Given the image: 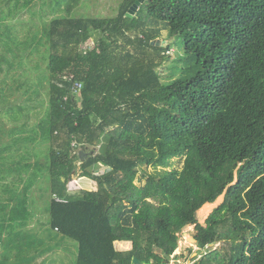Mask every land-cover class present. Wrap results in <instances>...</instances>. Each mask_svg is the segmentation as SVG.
Wrapping results in <instances>:
<instances>
[{
    "label": "trees",
    "instance_id": "trees-1",
    "mask_svg": "<svg viewBox=\"0 0 264 264\" xmlns=\"http://www.w3.org/2000/svg\"><path fill=\"white\" fill-rule=\"evenodd\" d=\"M18 1L0 4V105L13 109L0 149L17 166L18 225L49 175L51 226L78 243L76 264H166L191 226L213 245L200 264H264V0H122L112 17L72 16L80 0L47 14L42 0ZM149 23L183 38L192 78L161 79ZM79 170L97 189L70 191Z\"/></svg>",
    "mask_w": 264,
    "mask_h": 264
},
{
    "label": "rangeland",
    "instance_id": "rangeland-1",
    "mask_svg": "<svg viewBox=\"0 0 264 264\" xmlns=\"http://www.w3.org/2000/svg\"><path fill=\"white\" fill-rule=\"evenodd\" d=\"M61 1V0H59ZM63 4H66V0H62ZM122 0H80L77 6H75L72 11V16H89V17H112L118 14L120 5ZM56 0H42L40 5L43 8L44 14H47L48 11L52 12V7L56 5ZM31 8V7H30ZM41 8V9H42ZM58 15H62L59 13ZM45 21L47 26L49 25L48 16L45 15ZM22 21V19L20 18ZM29 24H33V20H30ZM148 32H155L158 34L157 43L163 46L165 50V58L161 59L159 57H154L155 61L159 63L158 70L161 75V79L164 82H170L171 80L179 77H187L192 78L197 72V63L196 57L193 55H186L185 52V44L184 40L180 35L170 34L169 29L163 28L161 25H155L153 23H149V28L146 29ZM97 35L94 36V38ZM34 46L31 47V54L34 50ZM122 51V50H121ZM32 59V55L29 56ZM27 59V58H26ZM30 59V67H32V60ZM24 62V60H23ZM32 71L33 69L30 68ZM0 105V129L2 132L6 131V124L3 119H6L10 114L12 108H8V106ZM9 138H6L8 140ZM11 144V143H10ZM12 150V147H11ZM175 166L181 168L183 165V161L175 160ZM105 171L103 167L100 172ZM144 171L152 172L153 167L148 166L144 167ZM141 176V172L139 177ZM138 185H144L146 183L145 178H141L136 180ZM52 179L49 175L44 176L42 179L38 180L36 184L32 187L30 191V200L32 204V209L35 214V219L37 221V225L45 226L51 228V216H50V205L51 201L54 198L53 187H52ZM69 189L72 193H78L81 189H97L98 185L96 182H93L88 177L81 176V171L74 172L72 179L69 181ZM118 187H106V190L109 193L119 195ZM218 202V201H217ZM215 203L206 204L198 211L199 222L205 224L207 218L212 213ZM194 226L188 227L184 230L183 235L181 237L180 246L178 247L179 253L184 255L189 254V248L193 249V253L191 258L195 254V246L197 243L194 241L193 230ZM52 237L60 236L65 239L67 243L70 244L69 248L62 252H67L66 261L55 259L57 253H52L51 257L44 261L42 264H76L77 260V249L78 243L70 238L63 236L62 234H55L50 232ZM63 243V241L61 242ZM219 245V244H217ZM183 259V258H182ZM188 262V260H184ZM39 264V263H36Z\"/></svg>",
    "mask_w": 264,
    "mask_h": 264
},
{
    "label": "crops",
    "instance_id": "crops-1",
    "mask_svg": "<svg viewBox=\"0 0 264 264\" xmlns=\"http://www.w3.org/2000/svg\"><path fill=\"white\" fill-rule=\"evenodd\" d=\"M18 2V0H0V4L10 5L5 6L6 9L18 8L16 5ZM26 2L28 3V0ZM33 2L34 0H31V3ZM2 156L0 149V264H42L51 257L52 253H57L55 259L66 261L67 252L62 250H67L70 244L60 236H51L50 232L60 234L57 228L37 225L30 204V195L27 201L31 213L30 221L26 225H18L17 212L15 210L13 212V206L17 209L18 204L17 166L12 161L4 162ZM3 202L6 203L5 206L9 205V210H4V205L1 209ZM13 213L16 215L14 224ZM3 217H7L5 223ZM131 246V242L118 243V247L122 250H127ZM76 253L78 254V249Z\"/></svg>",
    "mask_w": 264,
    "mask_h": 264
},
{
    "label": "built area",
    "instance_id": "built-area-1",
    "mask_svg": "<svg viewBox=\"0 0 264 264\" xmlns=\"http://www.w3.org/2000/svg\"><path fill=\"white\" fill-rule=\"evenodd\" d=\"M82 88H83V83H82V82H80V81L75 82V85H74V90H75V92H79ZM73 145H74V150H73L72 154H73V155L80 154V152H81L80 145L77 144L76 142H74ZM212 246H213V245H207L205 248H202V247L196 245V246H195V254H194V256H193L192 258H195V257H197V258H201L202 255H203L202 253L205 254V253H206L205 251H206L208 248L212 247ZM180 255H182V253H179V251H178V249H177V250L171 255L169 262L166 263V264H192L194 261H196V260H194V261H188V262L183 261V259H182L181 257H178V256H180Z\"/></svg>",
    "mask_w": 264,
    "mask_h": 264
},
{
    "label": "water",
    "instance_id": "water-1",
    "mask_svg": "<svg viewBox=\"0 0 264 264\" xmlns=\"http://www.w3.org/2000/svg\"><path fill=\"white\" fill-rule=\"evenodd\" d=\"M153 43H155V41H153ZM90 153H92V151L90 152ZM80 155L81 156H87V153H85L83 150H81V152H80ZM234 183H236V180L234 181ZM233 183V184H234ZM225 196H226V192L224 193V194H222L218 199H217V201L216 202H214L215 203V207L213 208V210H212V212L216 209V208H219L221 205H222V203L224 202V200H225ZM220 199V200H219ZM206 204H212V203H206ZM205 204V205H206ZM194 238V241L195 242H197V240L195 239V237H193ZM133 264H147L146 262H144V261H142V260H140L138 257H134L133 258ZM192 264H200V258H198L196 261H194Z\"/></svg>",
    "mask_w": 264,
    "mask_h": 264
},
{
    "label": "bare ground",
    "instance_id": "bare-ground-1",
    "mask_svg": "<svg viewBox=\"0 0 264 264\" xmlns=\"http://www.w3.org/2000/svg\"><path fill=\"white\" fill-rule=\"evenodd\" d=\"M220 200V199H219ZM211 205V204H210ZM214 205V207H215V204H213Z\"/></svg>",
    "mask_w": 264,
    "mask_h": 264
}]
</instances>
